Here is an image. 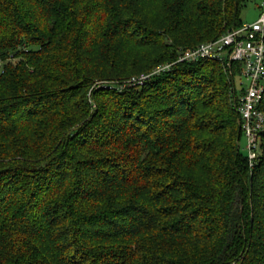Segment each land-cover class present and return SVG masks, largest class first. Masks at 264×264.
Wrapping results in <instances>:
<instances>
[{
	"label": "trees",
	"instance_id": "trees-1",
	"mask_svg": "<svg viewBox=\"0 0 264 264\" xmlns=\"http://www.w3.org/2000/svg\"><path fill=\"white\" fill-rule=\"evenodd\" d=\"M245 2L0 0V264H264L240 66L128 84L239 28Z\"/></svg>",
	"mask_w": 264,
	"mask_h": 264
},
{
	"label": "built area",
	"instance_id": "built-area-1",
	"mask_svg": "<svg viewBox=\"0 0 264 264\" xmlns=\"http://www.w3.org/2000/svg\"><path fill=\"white\" fill-rule=\"evenodd\" d=\"M204 60L240 66L242 80L240 94H237L238 112L246 138L247 162L253 170L259 156L260 136L264 133V112L259 109L264 96V12L256 22L243 23L215 40L182 51L175 62L158 66L152 73L133 77L128 84L142 86L153 76L172 70L178 63ZM3 67L4 62L0 61V72Z\"/></svg>",
	"mask_w": 264,
	"mask_h": 264
},
{
	"label": "rangeland",
	"instance_id": "rangeland-1",
	"mask_svg": "<svg viewBox=\"0 0 264 264\" xmlns=\"http://www.w3.org/2000/svg\"><path fill=\"white\" fill-rule=\"evenodd\" d=\"M263 12H264V0H246L245 4L242 6L240 10V20L242 21V23L252 24L260 18ZM162 65H165V64H161L159 66H162ZM142 74H147V73H142ZM142 74L135 75L133 77L141 76ZM240 80H242L241 77L236 78L235 88L237 89V94H240L239 92L241 88ZM240 147H241L242 153L246 155L247 154L246 138L244 137V135L240 141Z\"/></svg>",
	"mask_w": 264,
	"mask_h": 264
}]
</instances>
